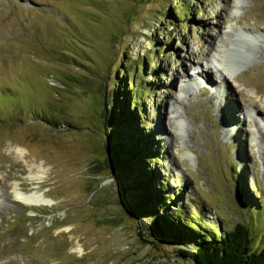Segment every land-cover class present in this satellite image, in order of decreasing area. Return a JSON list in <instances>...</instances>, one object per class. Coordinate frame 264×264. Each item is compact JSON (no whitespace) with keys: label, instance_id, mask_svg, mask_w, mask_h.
<instances>
[{"label":"rangeland","instance_id":"rangeland-1","mask_svg":"<svg viewBox=\"0 0 264 264\" xmlns=\"http://www.w3.org/2000/svg\"><path fill=\"white\" fill-rule=\"evenodd\" d=\"M123 78L161 214L264 248V0H0V264H189L139 239L128 175L96 173Z\"/></svg>","mask_w":264,"mask_h":264},{"label":"trees","instance_id":"trees-1","mask_svg":"<svg viewBox=\"0 0 264 264\" xmlns=\"http://www.w3.org/2000/svg\"><path fill=\"white\" fill-rule=\"evenodd\" d=\"M122 71L127 73L125 68ZM117 83L116 87L120 84V88L114 90L112 106L103 113L104 124L113 129L111 137L114 142L103 147V160L96 166V173L110 170L116 180L125 174L130 178L124 191H132L138 194V198L128 200L123 195L124 211L131 220L149 221V225L137 233L139 239L158 252L163 245L176 247V257L189 264H264V248H251V229L248 230L242 223L226 231L218 228V231H207L201 229L200 223L192 217L182 215L181 211L168 216L161 214L169 203L160 195V189L151 195L144 180L139 177L143 172L138 166L141 159H150L154 148L141 147L138 132L142 123L141 120L138 123L137 115L133 112L136 104L133 103V110L122 108L118 96L126 98L125 78ZM189 244L192 245L190 250L187 247Z\"/></svg>","mask_w":264,"mask_h":264},{"label":"bare ground","instance_id":"bare-ground-1","mask_svg":"<svg viewBox=\"0 0 264 264\" xmlns=\"http://www.w3.org/2000/svg\"><path fill=\"white\" fill-rule=\"evenodd\" d=\"M17 155H19L20 157L23 156L24 154V149L20 148V147H16L15 149ZM24 160V157H22ZM34 167V174L31 177V180H41L43 175L45 174V168L43 169L42 165H35ZM13 193V197H14V201L16 203H19L23 206H39V205H49L51 204L49 202L48 199H46L44 197L43 194H38L36 192H31V193H24L22 191H20V187L19 185L15 186L12 190Z\"/></svg>","mask_w":264,"mask_h":264}]
</instances>
